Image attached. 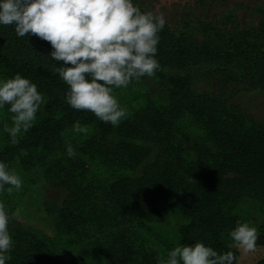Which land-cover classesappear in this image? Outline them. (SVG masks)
Segmentation results:
<instances>
[{"label":"rangeland","instance_id":"rangeland-1","mask_svg":"<svg viewBox=\"0 0 264 264\" xmlns=\"http://www.w3.org/2000/svg\"><path fill=\"white\" fill-rule=\"evenodd\" d=\"M133 4L142 12L162 13L170 29L179 30L184 24L189 28L205 25L206 32L189 31L192 37L211 49L241 52L254 47L264 58V0H133ZM254 61L252 57L243 62L249 72L254 71ZM223 67L229 68L228 65ZM238 67L239 64L234 68ZM212 71L213 68L206 64L188 70L160 68L152 77L145 76L127 88L114 89L120 106L127 112V117L115 126L102 122L91 112L92 117L88 119L70 115L73 110L69 109L66 97H61L62 91L68 92L69 88L61 79L52 87L42 77L23 76L37 86L44 102L32 127L27 132L22 131L16 143H12L10 135L4 131L5 124L12 126L8 106L0 109V152L16 147L13 156L4 164L15 170L22 180L18 191L0 193V202L9 213L8 231L13 241L7 253L11 258L5 264H108L103 256L89 255L76 246L71 235L56 232L55 219L48 208L49 205L60 207L67 192L60 186L59 168L70 170L69 181L75 183L71 189L85 204L99 198L98 195L116 180L136 179L143 164L153 160L156 149L141 139L140 132L134 128L138 129L135 117L155 119L160 116L167 107L168 91L181 77H185L189 93L219 95L221 103L236 108L232 110L236 119L232 114L222 118L219 132H213L197 116H177L168 132L167 143L178 157L179 177L176 187L166 184L161 191L166 188L164 193L185 203L187 200L191 201L189 203L209 202L219 213L239 223H248L257 229V235L264 237V203L253 198L250 188L233 187L236 194L232 196L217 191L221 177L235 179L244 173L264 178L263 139L252 146L251 157L241 154V149L248 145V132L255 138L264 135V87L241 91L240 79L237 84L230 81L216 85V74ZM3 72L0 68V80L6 79ZM58 120L64 122L63 129L51 132L49 121ZM77 121L87 126V133L73 131L72 126ZM39 126L46 131L48 142L29 148L23 145L28 133ZM119 141L128 144L126 153L133 152L139 157L133 167L106 151L104 143ZM68 145L75 152L72 157L67 155ZM156 186L158 192L159 181ZM155 202L160 211L158 220L134 228L128 242L132 248L159 261L175 246L183 245L179 229L188 220L176 206L166 205L159 194H155ZM17 210L19 214L13 216ZM227 245L235 251L234 264H255L264 259V246L244 253L233 243L227 242Z\"/></svg>","mask_w":264,"mask_h":264},{"label":"trees","instance_id":"trees-1","mask_svg":"<svg viewBox=\"0 0 264 264\" xmlns=\"http://www.w3.org/2000/svg\"><path fill=\"white\" fill-rule=\"evenodd\" d=\"M189 30L206 32L208 28L205 25L189 28L184 24L179 30H174L165 24L158 33L159 42L155 59L160 65L159 69L188 70L195 65L206 64L211 66L212 72L216 74V85L222 82L228 84L230 81L237 84L242 81L239 90L246 92L257 86L264 87V58L262 59L256 48H246L241 52L211 49L192 37ZM52 51L49 42L34 35L18 37L13 25H0V68L4 70L6 79L16 74L28 78L36 76L42 77L52 87L57 86L60 78L52 69L61 66L62 62L50 57ZM251 53H254V56ZM252 57L255 60L254 71L249 72L250 69L245 67L243 62ZM237 64L240 67L235 69ZM227 65L229 68L224 69L223 66ZM245 79L247 81L243 82ZM184 82L185 77L177 79L172 89L168 91L167 107L160 116L155 119L135 117L138 129L134 128L140 132L141 139L148 141L156 149L153 160L143 164L136 179L116 180L104 193L98 195L99 198L85 204L71 189V185L75 183L74 180L69 181L70 170L59 168L61 176L58 180L61 181L60 186L67 192L60 207L49 205L48 209H51L54 216L56 232L71 235L75 245L86 250L89 255L103 256L108 264H158L154 257L132 248L128 242L134 228L158 220L160 211L155 202V194H159L166 205L176 206L186 216L187 223L179 229L183 245L192 246L200 242L218 253L232 251L235 255V251L227 245V242L233 243L229 233L239 223L235 218L219 213L209 202L198 200L189 203L191 201L187 200L188 203H185L164 193L166 188L164 192L161 191L166 184L168 187H176L179 177L178 157L173 154L167 143V135L175 118L192 114L199 117L209 130L216 132L220 120L222 118L224 120L232 114V110H236L221 103L217 94L189 93ZM66 94L67 92L62 91L61 97H66ZM69 109L73 110L70 115L87 119L92 117L89 111L75 110L72 107ZM49 123L52 124L50 130L54 133L62 130L65 125L60 120ZM101 125L105 126V123ZM48 139L46 131L39 126L28 133L23 145L28 148L36 147L40 142L41 144L44 141L48 142ZM259 139H263L261 143L264 147V135L255 138L248 132L246 138L248 145L241 149V154L251 157L252 146L257 145ZM126 145L128 146L120 141L104 143L107 152L118 156L123 163L127 162L133 167L139 157L133 152L126 153ZM15 149L16 147L3 149L0 152V163H6L13 156ZM158 181L160 189L157 192L155 187ZM218 182L217 191L221 195H235L233 187H248L254 192L253 198L264 203L263 177L243 173L235 179L221 177ZM256 246H264L263 236L258 235ZM255 264H264V259L256 261Z\"/></svg>","mask_w":264,"mask_h":264},{"label":"clouds","instance_id":"clouds-1","mask_svg":"<svg viewBox=\"0 0 264 264\" xmlns=\"http://www.w3.org/2000/svg\"><path fill=\"white\" fill-rule=\"evenodd\" d=\"M0 25H13L18 37L34 35L49 42L50 57L62 62L52 70L69 88L67 103L114 126L127 117L114 89L152 77L160 67L155 55L164 15L141 12L133 0H0ZM43 102L37 86L20 74L0 80V109L8 106L12 125L5 124L4 131L12 143L32 127ZM72 128L77 133L88 132L79 121ZM67 155H75L71 145ZM21 185L15 170L0 163V193L11 194ZM18 214V210L12 213ZM9 219L0 202V264L11 258L7 255L13 247ZM229 236L242 252L255 250L257 229L248 223H238ZM235 259L232 251L218 253L197 242L175 246L158 264H234Z\"/></svg>","mask_w":264,"mask_h":264}]
</instances>
